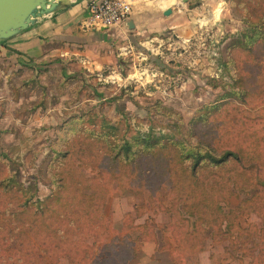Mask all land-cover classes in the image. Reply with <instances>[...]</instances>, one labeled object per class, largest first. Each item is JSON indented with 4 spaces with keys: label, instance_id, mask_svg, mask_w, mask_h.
Returning a JSON list of instances; mask_svg holds the SVG:
<instances>
[{
    "label": "rangeland",
    "instance_id": "rangeland-1",
    "mask_svg": "<svg viewBox=\"0 0 264 264\" xmlns=\"http://www.w3.org/2000/svg\"><path fill=\"white\" fill-rule=\"evenodd\" d=\"M161 1L137 0L136 10L145 14L154 10L160 16L169 7L172 12L165 16L174 19L172 26L146 34L131 52L117 56L115 67L103 68L102 72L79 65L81 56L54 53L28 60L0 50V179L10 175L22 185L18 191L0 188V211L5 210L0 214V264H157L150 257L157 244L170 250L174 264H187L194 262L191 255L201 250L209 237L214 244L224 241L230 264H240L229 238L218 234L214 240L211 232H201L205 221L201 223L200 218L195 222L196 218L180 214L183 205H174L173 192L162 190L156 197V192L144 186L128 187L124 175H108L86 147L89 128L100 118L117 124L119 133L125 129V122L132 130L147 131L153 126L155 132H168L163 126L166 118L154 116L149 122L148 108L156 102L180 113L187 124L202 105L223 92L221 87L212 88L213 81L227 85L230 74L238 72L223 71L220 56L233 57L244 68L241 74L251 77L247 75L251 55L242 49H225L230 35L245 24L244 2ZM256 3L251 0L248 7H257ZM259 61L264 64L263 59ZM229 109L222 108L223 112ZM257 114L264 116V106L243 107L244 116L255 118ZM80 118L90 121L83 124ZM69 120L71 123H66ZM241 121L238 115L237 122ZM259 124L256 122L252 129H259ZM64 145L71 147L68 157L62 156ZM64 168L70 173L67 189L60 188L56 176ZM54 190L73 195L79 210H89L84 217L77 212L68 224L72 238L65 237L68 241L64 245L71 255L50 258L39 252L29 259L25 252L35 251L34 245L25 240V251L17 248L12 226L4 218L23 201L25 191L35 205ZM84 202L90 205L83 209ZM231 203L222 206L224 211L238 206L237 199ZM246 216L241 220L259 221L253 214ZM86 219H90L87 226ZM139 248L142 251L137 256ZM50 252L51 256L57 254ZM203 258L200 256L202 264Z\"/></svg>",
    "mask_w": 264,
    "mask_h": 264
},
{
    "label": "trees",
    "instance_id": "trees-1",
    "mask_svg": "<svg viewBox=\"0 0 264 264\" xmlns=\"http://www.w3.org/2000/svg\"><path fill=\"white\" fill-rule=\"evenodd\" d=\"M239 2L245 4L242 18L245 24L238 33L230 35L225 49H242L251 55L247 68L251 77L241 74L244 68L233 57L220 56L219 67L223 71L238 72L230 74L231 83L227 85L213 81L212 88L221 87L223 92L219 91L211 103L202 105L187 124L180 113L156 102L150 108L159 112L151 113L148 108L149 122L154 116L166 118L163 126L168 132H155L153 126L147 131L132 130L125 122V129L119 133L117 124L100 118L89 128L86 147L94 153L90 156L105 166L108 175H124L125 185L144 186L156 192V197L162 190L173 192L174 205H183L180 214L196 218L195 222L200 218L201 223L205 221L201 232H211L214 240L218 234L229 238L240 264H264V116L243 115L244 106H264V79L259 80L264 73V64L259 63L264 60V0H257V7H248L251 0ZM225 106L230 109L223 112ZM238 115L241 122H237ZM80 119L83 124L90 121ZM256 122H260L259 129H252ZM70 152L67 145L61 149L64 157ZM56 176L60 188L67 189L68 169H61ZM80 179L78 173L77 180ZM0 188L18 191L22 185L7 175L0 179ZM22 196L23 201L4 218L12 226L14 245L22 251L25 240L34 245L35 251L25 252L29 259L39 252L50 258L71 255L64 245L68 241L65 237L72 238L73 230L68 229V224L74 221L77 212L84 217L89 210L84 205L90 204L82 203L84 210H79L75 197L61 190H54L44 202L35 205L26 191ZM232 199L238 200V206L224 211L222 206L232 205ZM4 213L5 210L0 211ZM251 214L259 221L241 220L243 215ZM89 223L90 219H86L84 225ZM50 250L57 254L51 256Z\"/></svg>",
    "mask_w": 264,
    "mask_h": 264
},
{
    "label": "crops",
    "instance_id": "crops-1",
    "mask_svg": "<svg viewBox=\"0 0 264 264\" xmlns=\"http://www.w3.org/2000/svg\"><path fill=\"white\" fill-rule=\"evenodd\" d=\"M91 1L98 0H78L67 9L48 16L36 25L8 39L0 45L1 53L13 52L28 60L40 57L42 54L44 56L54 53L60 56L70 54L81 56L79 65L82 64V59L88 57L89 64L85 67L91 71L102 72L103 68L116 66L117 56H120L119 47L125 46L132 49L143 36L170 28L174 21L172 18H166L163 14L164 10L161 11L160 16L155 15L154 10H149L146 14L136 10L137 0H133L134 5H132V13L127 27L85 29L81 26L80 21L87 16L86 7ZM167 1L162 0L161 3L167 4ZM130 21L134 25L133 28H129ZM66 47L67 49H65ZM224 243L222 241L214 244L209 237L201 250L191 255L194 262L191 261L187 264H202L200 256L204 257V264H230V259L226 257L229 247L226 244L223 245ZM141 251L142 249L139 248L137 256L141 254ZM150 253V257L157 264H174L175 259L170 250L162 248L160 244H157Z\"/></svg>",
    "mask_w": 264,
    "mask_h": 264
},
{
    "label": "water",
    "instance_id": "water-1",
    "mask_svg": "<svg viewBox=\"0 0 264 264\" xmlns=\"http://www.w3.org/2000/svg\"><path fill=\"white\" fill-rule=\"evenodd\" d=\"M78 0H0V45ZM188 0H182L186 2ZM171 8L163 11L169 15ZM133 28V23H128Z\"/></svg>",
    "mask_w": 264,
    "mask_h": 264
},
{
    "label": "built area",
    "instance_id": "built-area-1",
    "mask_svg": "<svg viewBox=\"0 0 264 264\" xmlns=\"http://www.w3.org/2000/svg\"><path fill=\"white\" fill-rule=\"evenodd\" d=\"M133 0H98L87 5L88 14L83 17L80 24L85 29H100L114 26L127 27V22L132 13ZM119 55L124 56L131 52L130 47H119ZM82 65L89 62L82 59Z\"/></svg>",
    "mask_w": 264,
    "mask_h": 264
}]
</instances>
